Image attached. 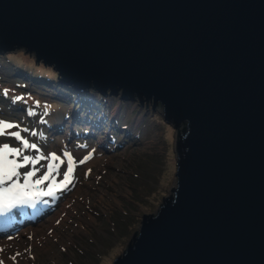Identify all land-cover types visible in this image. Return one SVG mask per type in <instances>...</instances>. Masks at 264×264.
Returning <instances> with one entry per match:
<instances>
[{
	"label": "water",
	"instance_id": "95a60500",
	"mask_svg": "<svg viewBox=\"0 0 264 264\" xmlns=\"http://www.w3.org/2000/svg\"><path fill=\"white\" fill-rule=\"evenodd\" d=\"M18 49L178 129L173 194L111 264H264V0H0Z\"/></svg>",
	"mask_w": 264,
	"mask_h": 264
},
{
	"label": "rangeland",
	"instance_id": "374dc122",
	"mask_svg": "<svg viewBox=\"0 0 264 264\" xmlns=\"http://www.w3.org/2000/svg\"><path fill=\"white\" fill-rule=\"evenodd\" d=\"M5 56L0 62V121L12 123L7 131H19L38 151L23 149L10 135L0 136V146L7 143L21 148L22 155L46 159L17 169L21 173L13 178L17 187L0 197V220L10 219L0 224V261L111 264L138 231L142 215L155 214L163 197L173 194L178 129L164 121L161 104L152 110L148 101L145 108L146 101L142 105L137 97L124 102L118 96H104L99 116L70 101L62 104L63 110L57 109L49 105L56 97L48 91L37 93L40 84L17 74L11 63L39 75L50 73L51 67L35 63L23 49ZM7 94L19 96L22 103ZM27 99L37 105L26 106ZM51 154L60 159H51ZM7 158L22 163L21 156ZM69 163L70 183L63 181ZM50 164L56 165L50 178L36 184ZM33 169L39 171L26 182L23 173ZM16 202L21 205L7 209ZM41 207L52 211L35 224H25L19 215L23 209ZM19 225L17 232L8 234Z\"/></svg>",
	"mask_w": 264,
	"mask_h": 264
},
{
	"label": "snow or ice",
	"instance_id": "6c2138e0",
	"mask_svg": "<svg viewBox=\"0 0 264 264\" xmlns=\"http://www.w3.org/2000/svg\"><path fill=\"white\" fill-rule=\"evenodd\" d=\"M6 94V93H5ZM19 99V98H17ZM31 114V113H29ZM14 125L7 121H0V136L3 135H10L14 137L15 139L21 141L22 148L23 149H37L36 144H29V142L24 139L21 136V133L19 131L10 132L7 131L9 129H12ZM15 127H18L16 125ZM27 131V130H25ZM35 135V133H33ZM38 151V149H37ZM9 155L14 156H21L22 163H18L16 160H9L7 157ZM40 159H46L42 156H36V157H30L27 155H22V149L21 148H12L9 144L5 143L2 146H0V197L3 196L4 193L12 191L14 188L17 187V183L14 181V177H18L21 175L17 171V169L26 167L29 164H36ZM51 159L58 160L59 157H56L55 154H51ZM89 159V157H85V160ZM69 160H71V157L69 156ZM83 163V161H81ZM56 165L50 164L48 166V171H46L39 179L35 181L36 184L43 183L44 181L48 180L51 176L52 170H54ZM39 171V169H33L32 171H27L23 173L25 181H29L31 177L35 176L36 172ZM73 172V165L71 163L68 164L67 171L63 173V181L70 183V174ZM12 181L11 185L7 188L3 187L6 182ZM25 187L27 184L24 185ZM14 259V258H13ZM0 264H3V261H0Z\"/></svg>",
	"mask_w": 264,
	"mask_h": 264
},
{
	"label": "trees",
	"instance_id": "16d2710c",
	"mask_svg": "<svg viewBox=\"0 0 264 264\" xmlns=\"http://www.w3.org/2000/svg\"><path fill=\"white\" fill-rule=\"evenodd\" d=\"M7 54V53H6ZM4 54H0V62L3 61L4 58H7V56L3 57ZM9 63V61H7ZM41 66L45 67L42 63ZM11 65L14 66V68L17 70V74H21L23 77H27L30 80H35L37 82H35V87L36 92H46L48 91L50 94L54 95L56 97V99L54 100V104L50 106H56V108L63 110V103L70 101V103L73 105L74 102L75 103H79L80 107L90 110L91 114H98L102 115L103 113L100 111L101 106L103 105V100H105L103 97V95H101L100 93H97L95 91H93L91 88H89L88 90H79V91H75L73 90L72 87L68 86V85H64V84H58V79H57V73L54 71L52 72V68H50L52 71L50 73H46V74H35L32 71L29 70H25L22 69L16 65H14L13 63H11ZM41 81V82H40ZM21 85H25L26 82L25 81H20L19 82ZM50 84V86H49ZM8 98H14V100H16L17 102L22 103V99L17 96V95H12V94H7ZM35 96H37V94H35ZM19 98V99H17ZM59 98V99H58ZM43 100V99H42ZM57 100V101H56ZM59 100V101H58ZM48 101V100H47ZM50 101V100H49ZM26 106H28V104H35L36 103H32V101L30 99H27L25 101ZM135 113V111L133 112ZM132 112H126V115L128 114L129 116L133 115Z\"/></svg>",
	"mask_w": 264,
	"mask_h": 264
}]
</instances>
